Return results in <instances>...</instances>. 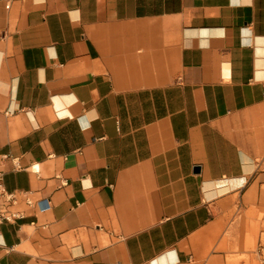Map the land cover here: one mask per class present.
Returning <instances> with one entry per match:
<instances>
[{
	"label": "crops",
	"instance_id": "obj_1",
	"mask_svg": "<svg viewBox=\"0 0 264 264\" xmlns=\"http://www.w3.org/2000/svg\"><path fill=\"white\" fill-rule=\"evenodd\" d=\"M0 155V264H220L264 235V0H0Z\"/></svg>",
	"mask_w": 264,
	"mask_h": 264
},
{
	"label": "built area",
	"instance_id": "obj_2",
	"mask_svg": "<svg viewBox=\"0 0 264 264\" xmlns=\"http://www.w3.org/2000/svg\"><path fill=\"white\" fill-rule=\"evenodd\" d=\"M12 160L16 170L22 169L18 159L10 155H0V225L3 223H15L26 217V208H33L36 202L28 193L10 192L5 186V173L3 165L6 161ZM66 184V181L64 182ZM24 206V208H23ZM258 264H264V241H260L254 251Z\"/></svg>",
	"mask_w": 264,
	"mask_h": 264
},
{
	"label": "rangeland",
	"instance_id": "obj_3",
	"mask_svg": "<svg viewBox=\"0 0 264 264\" xmlns=\"http://www.w3.org/2000/svg\"><path fill=\"white\" fill-rule=\"evenodd\" d=\"M261 239L264 241V235L249 236L244 248L229 251V255L222 258L220 264H258L254 251Z\"/></svg>",
	"mask_w": 264,
	"mask_h": 264
}]
</instances>
